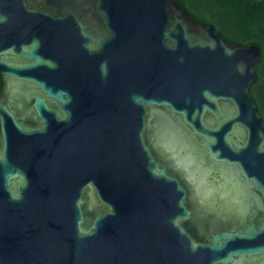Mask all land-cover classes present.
Masks as SVG:
<instances>
[{
  "label": "water",
  "instance_id": "95a60500",
  "mask_svg": "<svg viewBox=\"0 0 264 264\" xmlns=\"http://www.w3.org/2000/svg\"><path fill=\"white\" fill-rule=\"evenodd\" d=\"M261 59L174 0H0V264H264Z\"/></svg>",
  "mask_w": 264,
  "mask_h": 264
},
{
  "label": "trees",
  "instance_id": "16d2710c",
  "mask_svg": "<svg viewBox=\"0 0 264 264\" xmlns=\"http://www.w3.org/2000/svg\"><path fill=\"white\" fill-rule=\"evenodd\" d=\"M184 7L190 18L215 26L230 43L254 44L262 59L255 66L258 74L251 86V95L258 104L264 100V0H174ZM3 79L0 75V90ZM263 120L264 113L259 111Z\"/></svg>",
  "mask_w": 264,
  "mask_h": 264
},
{
  "label": "flooded vegetation",
  "instance_id": "af4514ba",
  "mask_svg": "<svg viewBox=\"0 0 264 264\" xmlns=\"http://www.w3.org/2000/svg\"><path fill=\"white\" fill-rule=\"evenodd\" d=\"M258 109L259 111L264 113V100L263 96H261L260 100H258ZM224 204L231 205L233 204L231 197H224ZM203 202H206L203 200ZM214 207L218 206V203L213 204ZM231 220L224 221L218 220L217 216L214 212H212L209 208L204 211H199L196 218L198 219V227L193 229L192 236L193 238H197L198 240L207 241V239L214 233V229L219 226H229L230 224L238 226L241 222L237 220L239 217L236 209L233 210L230 216ZM240 218V217H239Z\"/></svg>",
  "mask_w": 264,
  "mask_h": 264
}]
</instances>
